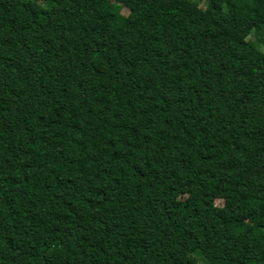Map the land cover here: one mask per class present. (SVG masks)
Returning <instances> with one entry per match:
<instances>
[{
	"label": "trees",
	"instance_id": "obj_1",
	"mask_svg": "<svg viewBox=\"0 0 264 264\" xmlns=\"http://www.w3.org/2000/svg\"><path fill=\"white\" fill-rule=\"evenodd\" d=\"M252 31L264 0H0V264H264Z\"/></svg>",
	"mask_w": 264,
	"mask_h": 264
},
{
	"label": "rangeland",
	"instance_id": "obj_2",
	"mask_svg": "<svg viewBox=\"0 0 264 264\" xmlns=\"http://www.w3.org/2000/svg\"><path fill=\"white\" fill-rule=\"evenodd\" d=\"M193 1H198L200 5H204L206 0H193ZM121 13L122 14H127V10L125 8L121 9ZM247 39L252 42L255 46H257L258 48L264 50V34L263 32H251L249 34V36L247 37Z\"/></svg>",
	"mask_w": 264,
	"mask_h": 264
}]
</instances>
